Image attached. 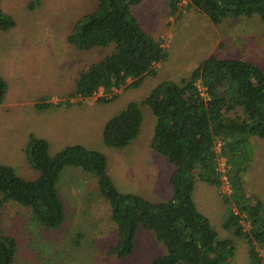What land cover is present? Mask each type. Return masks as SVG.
<instances>
[{
	"label": "trees",
	"instance_id": "1",
	"mask_svg": "<svg viewBox=\"0 0 264 264\" xmlns=\"http://www.w3.org/2000/svg\"><path fill=\"white\" fill-rule=\"evenodd\" d=\"M143 1L97 0L91 12L72 24L66 37L69 45L80 52L98 49L108 53L78 72L66 99L53 104L42 97L34 106L36 112L50 110L53 105L81 106L100 89L103 95L96 103L106 104L116 98L117 91L137 89L145 77L156 74L154 66L167 62L169 55L133 14L132 9ZM180 1H170L169 15L180 17L182 8L194 9L215 25L227 18L255 15L264 25V0H187L182 8ZM40 4V0H31L27 9L34 11ZM15 27V19L0 4V32ZM7 92L8 84L0 75V105ZM143 107L155 117L150 147L172 166V194L167 201L153 203L121 193L107 173V157L99 151L75 144L50 155L48 140L30 133L25 155L38 177L24 179L0 160V215L4 205L13 201L32 208L44 228L59 229L66 215L56 184L64 168H79L95 179L99 195L110 207L117 241L108 248V256L128 258L136 231L142 226L153 232L166 250L151 264H229L232 240H218L192 198L197 182L221 189L224 175L231 193L219 190L227 210L222 227L245 241L247 264H262L256 246L264 242V205L246 196L241 175L252 150L250 138L264 140V71L250 61L212 54L180 82L158 83L143 99L128 103L107 120L102 129L104 146L122 150L137 139ZM220 160L225 163L224 173L219 169ZM16 248L14 237L0 233V264H13Z\"/></svg>",
	"mask_w": 264,
	"mask_h": 264
},
{
	"label": "rangeland",
	"instance_id": "2",
	"mask_svg": "<svg viewBox=\"0 0 264 264\" xmlns=\"http://www.w3.org/2000/svg\"><path fill=\"white\" fill-rule=\"evenodd\" d=\"M30 1L0 0L3 10L16 22L15 28L0 32V75L8 84L7 96L0 105V160L27 180L38 177L25 155L28 135L33 133L49 138L50 155L73 145L70 143L103 153L108 160L107 173L121 193L138 195L153 203L167 201L172 193L166 174L172 166L150 147L155 124L150 110L141 108L139 136L122 150L104 146L105 122L128 103L143 99L158 83L180 82L212 54L222 59L250 61L264 71V25L257 16L231 17L215 25L203 13L182 8L187 0L179 3L180 17L169 15L171 0H144L132 9L133 14L148 33L162 42L169 55L167 62L154 66L156 74L145 77L137 89L117 91L116 98L106 104H97V97H92L81 106L53 105L50 110L38 113L34 106L42 97L53 104L66 99L78 72L108 51L80 52L66 41L72 24L91 12L97 0H40L34 11L27 9ZM55 115L60 126H56ZM48 116L55 120L51 129L47 127ZM84 126L89 130L84 131ZM74 129L79 136L72 134ZM74 136L80 138L78 142H73ZM251 143L248 163L243 164L246 170L241 175L244 192L250 201L258 200L264 205V140L252 137ZM118 169L120 174L115 176ZM148 176L158 188L147 183ZM56 189L66 215L59 229L48 230L40 225L30 207L13 201L4 205L0 233L14 237L17 242L13 264H151L165 254V246L156 240L154 233L139 226L134 250L128 258L108 256V248L117 241V230L110 218L109 204L99 195L93 177L79 168L66 167L60 173ZM219 190L226 194L220 188L197 182L193 203L207 217L218 240H232L234 251L229 264H247L245 241L234 238L222 227L227 210ZM244 225L247 229L248 224ZM256 247L263 257L264 242Z\"/></svg>",
	"mask_w": 264,
	"mask_h": 264
},
{
	"label": "crops",
	"instance_id": "3",
	"mask_svg": "<svg viewBox=\"0 0 264 264\" xmlns=\"http://www.w3.org/2000/svg\"><path fill=\"white\" fill-rule=\"evenodd\" d=\"M48 118H49V116H48ZM54 118H55V120H56V126H60L61 124L60 123H58L57 122V118H58V116H54ZM55 120H50V118H49V121H48V124H47V127L49 128V129H51L52 127H53V125H54V122H55ZM55 127V126H54ZM82 129L84 130V131H87V130H89V127H86V126H84V127H82ZM76 131H78V130H76V129H74L73 130V135H77V136H79V131L78 132H76ZM50 135V134H49ZM52 138H51V140H55V138L53 137V135H50ZM49 136V137H50ZM75 137V136H74ZM97 137H98V134H97ZM92 138V137H91ZM46 140H48V142H49V144H50V140H49V138L47 137V138H45ZM80 138L78 137H75L73 140V142H78L77 140H79ZM250 143H251V138H250ZM70 144H73V145H75V144H78V143H70ZM252 144V143H251ZM162 157V156H161ZM160 160L159 161H162V164L165 166V167H168L167 166V164H166V162L164 161V160H162L161 158H159ZM165 159V158H164ZM108 161V160H107ZM164 161V162H163ZM169 164V163H168ZM107 168H108V166H107ZM172 169V168H171ZM117 171V174H115V176H117V175H119L120 174V170L118 169V170H116ZM172 171V170H171ZM171 171H168V173L166 174V176H167V178H168V181H167V184H168V186L170 187V185H169V176H170V174H171ZM109 174V176L111 177V175H110V173H108ZM121 175H124L122 172H121ZM124 177H125V179H126V176L124 175ZM112 178V180H114L113 179V177H111ZM149 178H150V176H148V177H145V179H147L148 181H147V183H149V184H153V185H155L156 186V184H155V181H152V180H149ZM94 179V178H93ZM95 180V179H94ZM122 179L120 178V181H121ZM119 181V182H120ZM244 182V181H243ZM96 183V182H95ZM201 183V182H200ZM202 184H204V183H202ZM244 184L245 183H243V188H244ZM204 185H206V184H204ZM149 186H151V185H149ZM207 186V185H206ZM151 187H153V186H151ZM157 187V186H156ZM159 187V186H158ZM157 187V188H158ZM209 187V186H208ZM153 190H154V188H152ZM75 194H77V192H75ZM150 194V193H149ZM153 194V193H152Z\"/></svg>",
	"mask_w": 264,
	"mask_h": 264
},
{
	"label": "built area",
	"instance_id": "4",
	"mask_svg": "<svg viewBox=\"0 0 264 264\" xmlns=\"http://www.w3.org/2000/svg\"><path fill=\"white\" fill-rule=\"evenodd\" d=\"M102 95H103V90L100 89V90L97 91V93L95 94L94 97H98V96H102ZM220 145H221L220 143H217L216 148L219 149L220 148ZM224 165H225L224 161L219 165V169L223 173L225 172ZM221 179H222V186H221L222 191L226 192V194H230L231 193V190H230V186H229V184L227 182V179L225 178L224 175H223V177ZM259 255H260V253H259ZM263 257L261 256V258H262V264H264V258Z\"/></svg>",
	"mask_w": 264,
	"mask_h": 264
}]
</instances>
